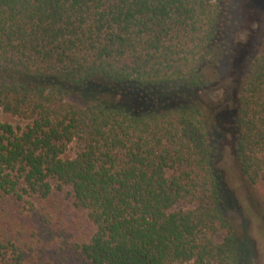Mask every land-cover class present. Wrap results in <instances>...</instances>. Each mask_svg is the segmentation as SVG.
<instances>
[{"label":"trees","instance_id":"obj_1","mask_svg":"<svg viewBox=\"0 0 264 264\" xmlns=\"http://www.w3.org/2000/svg\"><path fill=\"white\" fill-rule=\"evenodd\" d=\"M229 2L0 0V114L21 122L0 118V264L50 249L58 264H242L211 168L213 117L134 112L122 96L204 85L226 53ZM236 102L239 171L264 184V40ZM59 197L89 235L55 219Z\"/></svg>","mask_w":264,"mask_h":264},{"label":"rangeland","instance_id":"obj_2","mask_svg":"<svg viewBox=\"0 0 264 264\" xmlns=\"http://www.w3.org/2000/svg\"><path fill=\"white\" fill-rule=\"evenodd\" d=\"M223 40L226 53L215 74L196 90L173 87L168 91L140 93L134 88L123 93L134 112L173 107L181 104L198 106L213 118L211 168L222 191L226 217L237 239L243 245L242 264H264V184L249 185L242 177L236 154L237 94L252 59L264 40V0H230L226 10ZM164 90V89H163ZM14 125L20 120L0 114ZM55 219L73 227L77 238L89 235L90 225L62 197L54 201ZM28 221V219H26ZM27 229L34 228L26 223ZM61 264H80L63 254ZM54 250L43 255L39 264H58Z\"/></svg>","mask_w":264,"mask_h":264}]
</instances>
